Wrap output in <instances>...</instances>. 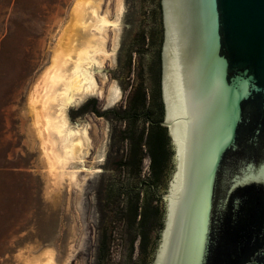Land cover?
Masks as SVG:
<instances>
[{
  "label": "water",
  "instance_id": "water-1",
  "mask_svg": "<svg viewBox=\"0 0 264 264\" xmlns=\"http://www.w3.org/2000/svg\"><path fill=\"white\" fill-rule=\"evenodd\" d=\"M160 18L174 169L149 264H264V0H136L125 72L142 81Z\"/></svg>",
  "mask_w": 264,
  "mask_h": 264
},
{
  "label": "rangeland",
  "instance_id": "rangeland-1",
  "mask_svg": "<svg viewBox=\"0 0 264 264\" xmlns=\"http://www.w3.org/2000/svg\"><path fill=\"white\" fill-rule=\"evenodd\" d=\"M76 1L0 0V264H42L46 250L53 253L54 264L132 263L125 243L119 242L125 233H105L113 245L98 257L97 227L101 219L109 220L107 209H100L98 190L111 187L107 179L113 174L102 181L91 166L103 150L107 125L91 115L75 117L74 110L91 97L106 107L109 86L120 88L125 82L136 0H123L114 54L111 36L106 44L113 58L93 72L102 93L80 99L66 111L70 125L87 128L90 142L88 147L82 142L81 159L69 161L63 171L74 174L72 179L68 175L56 181L47 175L27 111L31 88L49 66L57 39L72 25ZM114 5L115 0H101V10L111 17ZM106 193L103 202L109 199Z\"/></svg>",
  "mask_w": 264,
  "mask_h": 264
},
{
  "label": "flooded vegetation",
  "instance_id": "flooded-vegetation-1",
  "mask_svg": "<svg viewBox=\"0 0 264 264\" xmlns=\"http://www.w3.org/2000/svg\"><path fill=\"white\" fill-rule=\"evenodd\" d=\"M154 26L138 47L150 58L149 80H140L132 59V70L129 66L125 82L118 88L119 97L113 103L101 107L91 97L74 110L75 117L91 115L107 125L103 150L91 166L102 181L108 173L113 174V178L107 179L111 187L103 192L98 190L100 209H107L109 215V220L101 219L97 227L101 233L98 257L106 246L111 249L113 245L105 233H125L119 242L125 243L131 264L151 262L163 227L162 194L174 169V147L167 129L161 125L164 116L160 91L161 18ZM96 88L95 94H84L83 98L101 94L100 86ZM104 192L109 195L105 202Z\"/></svg>",
  "mask_w": 264,
  "mask_h": 264
},
{
  "label": "bare ground",
  "instance_id": "bare-ground-1",
  "mask_svg": "<svg viewBox=\"0 0 264 264\" xmlns=\"http://www.w3.org/2000/svg\"><path fill=\"white\" fill-rule=\"evenodd\" d=\"M114 14L101 10V0H77L72 8V25L57 39L49 66L42 72L28 96L27 111L47 175L63 181L69 161H79L89 137L86 127L74 128L66 118L68 107L84 94H95L94 71L113 58L106 44L111 36L112 49L117 44V32L123 11V0H115ZM90 21L86 23V20ZM120 33V32H119ZM116 50V49H115ZM115 52V51H114ZM113 52V54H114ZM112 54V56H113ZM119 97L113 83L107 91V103ZM85 126V125H84ZM83 142V143H82ZM42 264H54L53 253L46 250Z\"/></svg>",
  "mask_w": 264,
  "mask_h": 264
},
{
  "label": "trees",
  "instance_id": "trees-1",
  "mask_svg": "<svg viewBox=\"0 0 264 264\" xmlns=\"http://www.w3.org/2000/svg\"><path fill=\"white\" fill-rule=\"evenodd\" d=\"M157 6H158V8H159V2L157 3ZM158 8H157V10H158ZM109 250V247H105L104 248V251H103V253L100 255V257H99V259L101 260L105 255H107L108 254V251Z\"/></svg>",
  "mask_w": 264,
  "mask_h": 264
}]
</instances>
